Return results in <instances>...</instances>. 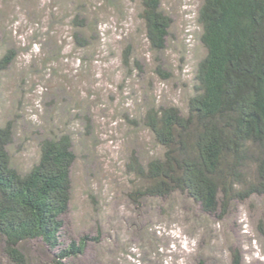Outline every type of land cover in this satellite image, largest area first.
Here are the masks:
<instances>
[{
	"label": "rangeland",
	"instance_id": "rangeland-1",
	"mask_svg": "<svg viewBox=\"0 0 264 264\" xmlns=\"http://www.w3.org/2000/svg\"><path fill=\"white\" fill-rule=\"evenodd\" d=\"M71 1L0 0V59L8 51L13 58L0 70V126L13 129L12 166L27 171L46 136L68 134L73 142L60 242L84 241L85 249L65 262L232 264L238 252L243 264H264V198L233 202L221 217L181 196L139 207L128 199L130 153L145 160L159 152L147 129L128 120L137 122L148 105L184 106L205 53L196 20L202 0H161L172 26L157 55L139 18L140 0H90L98 41L90 52L75 50ZM28 249V264L50 263L41 242Z\"/></svg>",
	"mask_w": 264,
	"mask_h": 264
},
{
	"label": "trees",
	"instance_id": "trees-1",
	"mask_svg": "<svg viewBox=\"0 0 264 264\" xmlns=\"http://www.w3.org/2000/svg\"><path fill=\"white\" fill-rule=\"evenodd\" d=\"M70 4L73 48L90 52L98 41L90 0ZM140 7L149 48L161 54L172 20L161 0H140ZM196 20L205 53L184 106L152 104L137 122L128 120L147 129L159 150L145 160L130 153L128 199L139 207L148 199L181 196L221 217L233 202L264 198V0H202ZM9 55L0 59V70L13 61ZM12 140L11 125L0 126V259L28 264V245L39 241L52 255L48 264H71L65 260L85 249L84 241L64 248L60 242L76 160L72 139L44 137L37 161L25 172L12 166ZM232 259L243 264L238 252Z\"/></svg>",
	"mask_w": 264,
	"mask_h": 264
}]
</instances>
